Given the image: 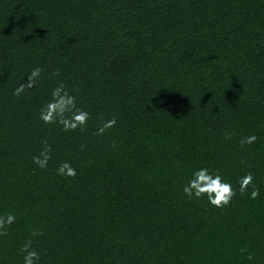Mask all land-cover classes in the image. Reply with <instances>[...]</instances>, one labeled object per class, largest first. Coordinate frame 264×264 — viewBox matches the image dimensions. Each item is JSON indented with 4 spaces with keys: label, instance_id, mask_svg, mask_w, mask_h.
<instances>
[{
    "label": "trees",
    "instance_id": "1",
    "mask_svg": "<svg viewBox=\"0 0 264 264\" xmlns=\"http://www.w3.org/2000/svg\"><path fill=\"white\" fill-rule=\"evenodd\" d=\"M34 66L39 82L13 96ZM58 82L90 113L83 129L37 119ZM65 160L75 176L56 175ZM201 166L234 188L251 172L259 195L189 200L181 185ZM9 212L0 264H22L29 241L38 264H264V0H0Z\"/></svg>",
    "mask_w": 264,
    "mask_h": 264
},
{
    "label": "clouds",
    "instance_id": "2",
    "mask_svg": "<svg viewBox=\"0 0 264 264\" xmlns=\"http://www.w3.org/2000/svg\"><path fill=\"white\" fill-rule=\"evenodd\" d=\"M42 69L39 66L32 67L26 74V81L19 83L11 91L13 96H20L26 88H31L37 84L41 77ZM57 73H53L56 75ZM90 118V113L77 105V98L73 95L63 82H58L49 90L48 98L40 106L37 119L43 124L59 125L63 132L75 131L86 126ZM116 124L115 118L104 120L95 129L96 135H102L107 129ZM257 140L255 134L244 136L240 139L241 145H250ZM52 148L47 142L42 143V147L37 155L32 156L31 162L38 169H44L50 160ZM56 175L60 177H73L76 169L67 160L62 161L55 169ZM238 188H234L228 179H225L217 170L201 166L194 168L181 185V190L189 200L205 199L209 205L221 207L228 205L238 190L241 195L246 191L249 199H256L258 190L253 186V175L245 172L236 180ZM251 190H249V187ZM16 220L15 215L6 213L0 216V230L12 225ZM31 241L25 243L20 251L23 253L22 264H38L39 255L35 250L30 249ZM251 260V257H248Z\"/></svg>",
    "mask_w": 264,
    "mask_h": 264
}]
</instances>
